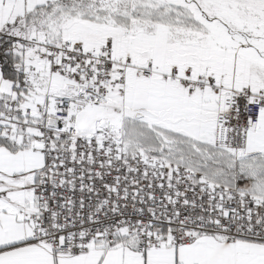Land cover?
I'll return each mask as SVG.
<instances>
[{
    "label": "snow or ice",
    "instance_id": "obj_1",
    "mask_svg": "<svg viewBox=\"0 0 264 264\" xmlns=\"http://www.w3.org/2000/svg\"><path fill=\"white\" fill-rule=\"evenodd\" d=\"M0 264H264V0H0Z\"/></svg>",
    "mask_w": 264,
    "mask_h": 264
}]
</instances>
